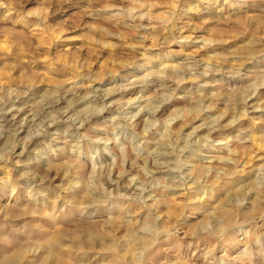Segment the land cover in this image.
<instances>
[{
	"label": "rangeland",
	"instance_id": "obj_1",
	"mask_svg": "<svg viewBox=\"0 0 264 264\" xmlns=\"http://www.w3.org/2000/svg\"><path fill=\"white\" fill-rule=\"evenodd\" d=\"M0 264H264V0H0Z\"/></svg>",
	"mask_w": 264,
	"mask_h": 264
}]
</instances>
